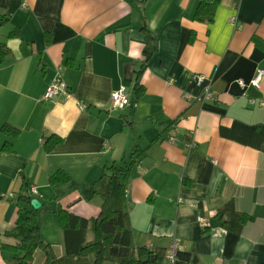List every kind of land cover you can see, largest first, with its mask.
<instances>
[{
  "label": "crops",
  "instance_id": "obj_1",
  "mask_svg": "<svg viewBox=\"0 0 264 264\" xmlns=\"http://www.w3.org/2000/svg\"><path fill=\"white\" fill-rule=\"evenodd\" d=\"M202 1L213 0H0V43L10 50L0 64V264H17L2 245H18L5 232L23 179L36 187L49 244L32 264H46L65 253L57 209L89 220L102 200L48 176L62 169L91 185L104 163L138 153L125 199L135 245L167 254L175 241L198 264H264V76L250 84L264 69V0H218L212 20L198 21ZM57 68L67 92L45 99ZM121 85L130 105L119 110L110 96ZM51 134L62 140L45 151ZM230 199L247 215L239 233L214 217Z\"/></svg>",
  "mask_w": 264,
  "mask_h": 264
},
{
  "label": "trees",
  "instance_id": "obj_2",
  "mask_svg": "<svg viewBox=\"0 0 264 264\" xmlns=\"http://www.w3.org/2000/svg\"><path fill=\"white\" fill-rule=\"evenodd\" d=\"M218 0L199 2L193 15L198 21H211ZM7 17L0 15V21H6ZM143 28V27H142ZM17 30L10 31L7 36L14 37ZM193 33L190 39H193ZM46 40L49 35L45 34ZM252 40L262 45V40L253 37ZM155 50L154 40L148 41L143 49V61L148 59ZM10 53L5 43H0V64L5 61ZM137 89V88H135ZM9 125L1 126V130L8 135L17 131ZM60 136L51 134L45 137L43 146L45 151L51 150L61 142ZM5 149H10L6 143ZM127 164L109 162L104 163L102 172L97 181L91 185L79 184L62 169L48 176V183L52 186L69 182L72 186L79 187L85 200L95 195L101 196L100 212L93 219H85L63 208L57 209L58 223L62 230L65 253L57 259H52L46 264H103L105 261L116 264H161L165 257L164 248L149 249L145 246H137L133 242L132 231L128 226V207L126 203V189L128 173L136 164V157ZM21 191L16 204L19 215L13 227L5 233L14 238L18 245H2L3 248L13 252V258L17 264H32L34 252L40 249L48 252L49 244L43 238L38 229L35 217V209L31 207L34 196L30 193L29 183L23 179ZM214 217L228 231L239 233L246 224L247 215L235 209L232 199L221 203L216 209ZM88 230L95 237L87 241ZM198 256L192 250L176 251L174 261L171 264H198ZM170 264V263H169Z\"/></svg>",
  "mask_w": 264,
  "mask_h": 264
},
{
  "label": "built area",
  "instance_id": "obj_3",
  "mask_svg": "<svg viewBox=\"0 0 264 264\" xmlns=\"http://www.w3.org/2000/svg\"><path fill=\"white\" fill-rule=\"evenodd\" d=\"M61 68H57L56 69V74H55V77H53V79L49 82V84L46 86V91L44 92V98L45 99H49V98H52L56 95H59V94H66L67 92V86H66V83L65 81L63 80V78L61 77ZM264 76V69L263 67H258L256 70H255V73L253 75V77H251L252 79L250 80V84L252 86H255V87H258L259 84H260V81H261V77ZM194 81H196L197 83H201L204 79V75L203 74H196L194 76ZM239 84L241 86L244 85L243 81H238ZM208 92V91H206ZM205 92V93H206ZM209 93H206V95H208ZM189 96V95H188ZM110 101H111V105L112 107L116 108V109H123V108H126L127 106L130 105V98H129V93L126 89V87L124 85H121L118 89L114 90L112 93H111V96H110ZM263 103V99L260 101L259 104ZM170 140L172 141L173 140V136L171 135L170 137ZM107 148H110V145L109 144H106L105 145V149ZM30 193L34 196L37 193L36 191V187L34 186H30ZM8 196H11L12 194H7ZM36 198V197H35ZM199 222L205 224V221H206V218L203 219V217H201L199 220ZM178 248V243L177 242H173L169 249H167V259H168V263H172L174 261V258H175V254H176V251H177Z\"/></svg>",
  "mask_w": 264,
  "mask_h": 264
},
{
  "label": "water",
  "instance_id": "obj_4",
  "mask_svg": "<svg viewBox=\"0 0 264 264\" xmlns=\"http://www.w3.org/2000/svg\"><path fill=\"white\" fill-rule=\"evenodd\" d=\"M39 202L40 201L37 198H33L30 202L31 207L37 209L40 206Z\"/></svg>",
  "mask_w": 264,
  "mask_h": 264
},
{
  "label": "rangeland",
  "instance_id": "obj_5",
  "mask_svg": "<svg viewBox=\"0 0 264 264\" xmlns=\"http://www.w3.org/2000/svg\"><path fill=\"white\" fill-rule=\"evenodd\" d=\"M168 262H169V261H168V259H167V254H166L165 257L163 258V261H162L161 264H169ZM13 264H14V263H13Z\"/></svg>",
  "mask_w": 264,
  "mask_h": 264
}]
</instances>
